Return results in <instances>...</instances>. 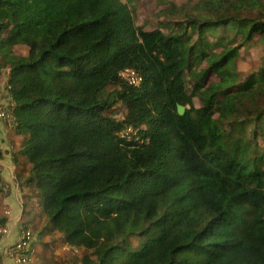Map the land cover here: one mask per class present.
<instances>
[{"label": "trees", "instance_id": "obj_1", "mask_svg": "<svg viewBox=\"0 0 264 264\" xmlns=\"http://www.w3.org/2000/svg\"><path fill=\"white\" fill-rule=\"evenodd\" d=\"M180 11L144 31L120 0H0L27 197L80 264H264V64L233 68L264 0Z\"/></svg>", "mask_w": 264, "mask_h": 264}, {"label": "rangeland", "instance_id": "obj_2", "mask_svg": "<svg viewBox=\"0 0 264 264\" xmlns=\"http://www.w3.org/2000/svg\"><path fill=\"white\" fill-rule=\"evenodd\" d=\"M121 2L127 4L132 13L133 23L137 27H142L144 31H153L159 28L160 23L164 20V10H168L170 6L175 7L181 12V8L191 7L192 4L197 3L200 0H120ZM175 18L178 17L176 12ZM219 32V31H218ZM5 36V35H4ZM14 52L19 56H25L27 49L23 46H17L14 48ZM218 53L219 50L217 49ZM264 64V44H254L250 43L246 48L241 47L238 52V56L233 61V68L242 74L251 73L257 71L259 67ZM205 64L201 65L196 70L204 69ZM7 71L2 70L0 72V94L5 97L3 86L7 84ZM130 79V78H129ZM6 82V83H5ZM220 82V79L212 73H208L206 79L204 80L206 92L202 91L200 95L196 96L192 102L196 109L199 111H205L211 103L212 93L216 84ZM137 83V82H136ZM191 88V85H190ZM7 105V104H6ZM5 107L0 106V109ZM4 127L10 128L14 132L15 119L11 126H6L2 121H0ZM263 146V143L261 144ZM20 149L17 150L20 154ZM18 154V155H19ZM28 164L23 159L19 163V167L22 170V174L15 177L18 181V188L24 186V181L27 178V167ZM29 168V166H28ZM0 173L2 175V168L0 166ZM23 177V179H22ZM22 179V180H21ZM5 181V180H4ZM6 187L0 189V257L1 264H20L16 261L15 257L8 256V246L13 245L18 240V234L21 230H29L31 232V244L29 246V256L31 257L27 264H80L79 258L81 257V252L78 251H68L65 250V244L63 242L62 236L56 232H47L46 238H37L38 235L34 228L38 225V220L45 219L42 230L46 224V218L43 217L41 213V203L38 199H29V197L18 196L15 198V202H6L7 196L12 192V188H16L17 183H13L11 187L9 182L5 181ZM16 184V185H15ZM15 191V190H14ZM17 193V190H16ZM11 207H16L18 212L21 213V220L19 222V229L17 234V239L11 240L7 239L9 235L8 228H6L5 221L9 217ZM22 221H28V223H22ZM7 230V234L3 235L2 230ZM40 230V229H39ZM4 241V242H3ZM37 241L40 242L37 243ZM6 243V244H5ZM37 243V244H36ZM5 244V245H4ZM48 244V245H46ZM32 245V246H31ZM52 245V246H50ZM36 247L35 250L33 248ZM38 248V249H37ZM68 248V247H67Z\"/></svg>", "mask_w": 264, "mask_h": 264}, {"label": "crops", "instance_id": "obj_3", "mask_svg": "<svg viewBox=\"0 0 264 264\" xmlns=\"http://www.w3.org/2000/svg\"><path fill=\"white\" fill-rule=\"evenodd\" d=\"M6 73H8V71ZM5 87L6 86L4 85L3 89H4L5 97H3L2 94H0V106L3 107H5L6 104H8L10 99L8 94L6 93ZM20 142H21V136H19L16 132L11 130L10 128L4 127L3 124L0 123V166L2 168V175L4 180L10 183L9 185L11 187L13 186L14 182L17 183V185L15 184L16 188H12V192L9 193V195L7 196L6 202H15V198H17L18 196H25V197L30 196L28 192V187L26 185L21 187V189L18 188L19 186L18 181L15 177V173L17 174V176H20L22 174V170L19 167V163L23 161L24 157L21 155V153L19 154L17 151L20 149ZM28 166L26 167L28 170L27 175L29 172ZM11 210L12 211L10 212L9 217L5 221V225L9 231V235L7 236V239L15 240L17 239L19 222L22 216L21 213L18 212L16 207H11ZM44 222H45L44 218H42V220H38V225L37 227L34 228V231H36V233L38 234L35 236H37V238L40 239L41 241L42 239L47 237V235H45L46 234L45 232H43V235H39L40 231L42 230L41 227H43L44 225ZM22 223H28V221H22ZM59 237H61L60 234ZM38 242L40 241H37V243ZM41 243L42 242H40V244ZM35 249L36 247L33 248V250ZM64 249L69 250L66 245Z\"/></svg>", "mask_w": 264, "mask_h": 264}, {"label": "built area", "instance_id": "obj_4", "mask_svg": "<svg viewBox=\"0 0 264 264\" xmlns=\"http://www.w3.org/2000/svg\"><path fill=\"white\" fill-rule=\"evenodd\" d=\"M123 78H125L130 83H138V81L135 79V74L132 71H127L121 74ZM130 78V79H129ZM136 83V84H137ZM14 120V114H13V106L12 102L9 99L8 104L5 106V108L0 109V121H2L6 126H11ZM6 183L2 179L1 173H0V189L5 188ZM7 228V227H6ZM3 229L2 233L3 235L7 234V230ZM31 232L29 230H21L18 234V240L13 245L8 246V256L15 257L16 261L20 264H27V262L30 260L29 256V246L31 244Z\"/></svg>", "mask_w": 264, "mask_h": 264}, {"label": "water", "instance_id": "obj_5", "mask_svg": "<svg viewBox=\"0 0 264 264\" xmlns=\"http://www.w3.org/2000/svg\"><path fill=\"white\" fill-rule=\"evenodd\" d=\"M177 113H178L179 115H183V113H184V109H183V107L178 106V107H177Z\"/></svg>", "mask_w": 264, "mask_h": 264}]
</instances>
